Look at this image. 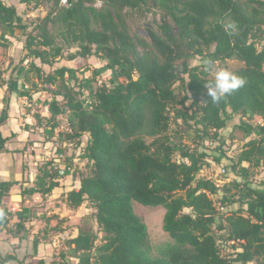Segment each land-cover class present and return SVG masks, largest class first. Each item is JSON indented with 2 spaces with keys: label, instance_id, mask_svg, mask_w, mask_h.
<instances>
[{
  "label": "trees",
  "instance_id": "16d2710c",
  "mask_svg": "<svg viewBox=\"0 0 264 264\" xmlns=\"http://www.w3.org/2000/svg\"><path fill=\"white\" fill-rule=\"evenodd\" d=\"M32 1L40 0L19 3ZM96 1L67 0L64 5L45 0L47 11L26 22L15 5L0 0V47L11 37L24 38L23 57L6 80L8 91L30 97L32 70L44 84L58 82L45 102L47 115L33 113L36 122H43L51 141L56 115L68 111L75 144L86 136L81 154L85 174L71 147L60 149L65 173L71 166L80 182L66 193V203L76 209L88 202L103 235L97 243L96 233L79 230L66 242L67 255L76 257V264H264V178L253 184L249 168L242 165L264 163V123L251 122L254 116L264 120V0H100V6ZM148 8L163 13L157 29L148 27V37L130 34L123 12ZM73 44L65 56L64 46ZM77 56H95L100 65L86 76L87 68L61 65L45 71L35 63L51 66ZM195 57L200 64L191 65ZM231 59L242 62L233 72L246 84L214 103L204 87L212 81L209 71ZM98 76L106 78L93 88ZM6 102L0 114V152L8 138L1 128L8 117ZM236 114L234 129L257 137L248 139L230 163L236 177L220 186L198 177L210 164L201 147L219 140V131ZM177 120L195 132L193 147L171 141L167 132ZM221 148L215 147L220 153L211 155V162H221ZM57 178L48 162L42 163L34 187L21 193L44 195L58 185ZM11 186L0 181V228L11 218L2 204ZM133 202L163 206L162 229L170 241L150 243ZM15 224L22 228V221ZM218 240L222 245L232 241L234 253L221 255ZM14 258L0 253V264ZM50 264L70 263L62 252Z\"/></svg>",
  "mask_w": 264,
  "mask_h": 264
},
{
  "label": "crops",
  "instance_id": "0c3cea01",
  "mask_svg": "<svg viewBox=\"0 0 264 264\" xmlns=\"http://www.w3.org/2000/svg\"><path fill=\"white\" fill-rule=\"evenodd\" d=\"M23 42V37L14 36L3 47L2 53L6 52L8 65L11 64L14 55L21 54V58L23 57ZM2 53L0 64L4 61ZM62 65L71 67L66 59ZM2 76L4 72L0 76V114L7 100L8 117L1 128L8 138L4 144V151L0 152V181H10L12 186L8 196L2 199V204L11 211V218L6 227L0 228V253L15 256L8 264H18L19 261L23 264H40L39 261L50 264L49 256L56 244L54 240L56 237L51 236L48 240L46 235L49 236L51 232L61 228L57 231V236L64 237L67 242L69 238L78 234L80 220L88 209L81 206L71 209L66 203V193L78 189L80 184L71 173L59 177L58 185L44 195L39 192L21 193L24 189L34 187L43 157L47 150L51 149V141L46 139L43 122L38 124L33 115L39 111L36 108L42 105L41 115H47L45 102L50 99L39 101L42 89L31 91L30 97H19L8 91L6 80L9 77L2 80ZM75 159L74 157V162ZM18 221H22L20 229L15 224ZM57 221L59 224L56 226ZM68 257L70 264L77 263L78 260L76 262L72 260L74 256Z\"/></svg>",
  "mask_w": 264,
  "mask_h": 264
},
{
  "label": "rangeland",
  "instance_id": "374dc122",
  "mask_svg": "<svg viewBox=\"0 0 264 264\" xmlns=\"http://www.w3.org/2000/svg\"><path fill=\"white\" fill-rule=\"evenodd\" d=\"M7 4H13L16 5L18 8V11L22 14L23 19L26 22L34 21L38 16H42L48 9V5L45 3V0H40L39 2H31L29 4H20L19 0H3ZM37 7V8H35ZM124 21L125 24L130 32V34H138L140 36L148 37V35L144 32H139L138 29L140 28H148L151 27L153 30H156V25L161 21L162 12L160 10H157L155 8H148L146 10H138V11H128L125 10L124 12ZM149 24V26H147ZM16 34H19L20 31L16 30ZM22 37V36H21ZM24 41V38H23ZM74 44L72 46L66 47L64 46V55L66 56L71 49H74ZM3 46L0 47V55L3 51ZM22 53L24 54V50H22ZM22 54V55H23ZM4 61H1L0 64V76L4 72V78L1 77V79L6 80V77L10 76V73L13 74V72L16 71V65L19 63L21 59V54H18L17 56L14 55L12 58L11 64H7V54L6 52L2 53ZM65 57L58 59L53 65H45L40 64L39 60L36 59L35 63L40 65L45 71H53L55 68L61 66L63 64ZM69 61V64L75 68H87V72L85 73L86 76H90L94 68L98 67L100 65L99 60L95 56H88V57H81L77 56L75 59H66ZM194 64H200L199 57H195L191 61V65ZM242 65V62L237 59H231L226 60L223 62L215 63L208 74V78L212 79L214 78V73L219 68H227L231 71L237 69ZM3 68V69H2ZM80 75V74H79ZM101 76V75H100ZM98 76L97 79L92 81L93 88H96L99 85L100 80L104 81L105 76L100 77ZM29 78L32 80L34 85H31V83H28L27 85L31 87V91H33L36 88L42 89L41 91V99H51L53 97V93L57 91V84L58 82L54 84H44L37 76V73L32 70L29 72ZM178 85V83L176 84ZM180 91L177 90V93ZM86 97H88L87 91H85ZM81 97V96H80ZM87 100V99H86ZM44 103V102H43ZM187 104V103H186ZM43 106V105H42ZM38 107L39 111H36V113L41 114L43 107ZM239 116L232 115V117L227 122V126L219 131L221 138L217 141L211 142V141H204L203 146L201 149H204L209 154L208 159L210 160V164L207 166H204L200 172L198 173V177H205L208 179H212L214 182L219 184L220 186L223 185V183H226L229 181V179H232L235 175L231 172L229 165L231 162L235 161L237 159L238 154L240 153L241 149L244 148V143L253 137H257L256 135H251L249 137L245 136L240 130L234 129V125L238 122ZM252 123L258 124L264 123V120H262L258 116H254L251 120ZM170 136V139L173 143H178L179 141H182L183 143H186L187 145L193 147V136L194 131L193 129L187 128L180 122V120L174 121L171 123L170 128L167 132ZM150 139H148L149 141ZM75 140L71 143L69 147L70 151H73V155L76 158V165L83 167V172H81V175L86 173V163L85 159L81 158L82 149L86 142V136L83 135L81 137V144L76 145ZM219 144H222V150L224 151L225 156L221 159L220 163H213L211 162V155L213 154H219L220 150H215V147ZM71 153V152H70ZM243 166L249 168V175L248 179L253 184H258L263 178H264V163L261 161L258 164H248L247 162L242 163ZM224 170V172H222ZM236 177V176H235ZM178 195H183V193L179 192ZM216 199V198H215ZM81 207L88 209V212L82 216L80 220V226L79 230L84 231H91L98 235L97 243L101 241L102 232L100 231L94 217H93V211L94 209L90 207V204L88 202H84ZM233 207H237V205H233ZM133 209L134 212L139 216V218L146 224L149 240L150 243L153 246H157L159 244H162L164 242L170 241V238L168 234L162 229V217L164 214V208L161 205L157 206H150V205H143L138 202H133ZM61 228H57L55 231L51 232L50 235H46L48 237V240L51 236H55L54 239L56 244H54L53 251L50 253V262L49 263H56L61 258V253L63 252V256L66 260L70 262V259L68 257V246L66 244V239L64 237L57 236L58 230ZM218 235H222L221 231L216 232ZM77 236V235H76ZM74 238V237H73ZM65 239V240H64ZM68 239V238H67ZM70 239V238H69ZM68 239V241H69ZM59 240V241H58ZM69 243V242H68ZM218 243L220 245V253L221 255H228L231 253H234V249L232 248L231 244L232 242H229L228 244H223V240H218ZM56 245V246H55ZM73 261H77L76 258L73 257Z\"/></svg>",
  "mask_w": 264,
  "mask_h": 264
},
{
  "label": "built area",
  "instance_id": "2783aa9c",
  "mask_svg": "<svg viewBox=\"0 0 264 264\" xmlns=\"http://www.w3.org/2000/svg\"><path fill=\"white\" fill-rule=\"evenodd\" d=\"M66 3L67 0H60V4L65 5ZM101 4L100 0L95 2L96 6H100ZM72 134L73 128L69 120L68 111L58 113L56 115L54 136L51 140V149L47 150L45 157H43V163L48 162V168L54 169L57 172L58 178L66 174L64 164H62L65 155L60 149L69 147L72 141L78 140L77 138H73ZM67 170L69 171L68 173H72L73 168L69 166Z\"/></svg>",
  "mask_w": 264,
  "mask_h": 264
},
{
  "label": "clouds",
  "instance_id": "9594fccd",
  "mask_svg": "<svg viewBox=\"0 0 264 264\" xmlns=\"http://www.w3.org/2000/svg\"><path fill=\"white\" fill-rule=\"evenodd\" d=\"M245 84L246 80L243 76L227 68H219L215 71L213 80L205 84L204 87L207 89L210 100L218 103L243 88Z\"/></svg>",
  "mask_w": 264,
  "mask_h": 264
},
{
  "label": "flooded vegetation",
  "instance_id": "af4514ba",
  "mask_svg": "<svg viewBox=\"0 0 264 264\" xmlns=\"http://www.w3.org/2000/svg\"><path fill=\"white\" fill-rule=\"evenodd\" d=\"M149 28H151V27H149ZM138 31L143 32V33L145 32L147 35H149L148 29H146V28H140V29H138Z\"/></svg>",
  "mask_w": 264,
  "mask_h": 264
},
{
  "label": "water",
  "instance_id": "95a60500",
  "mask_svg": "<svg viewBox=\"0 0 264 264\" xmlns=\"http://www.w3.org/2000/svg\"><path fill=\"white\" fill-rule=\"evenodd\" d=\"M152 3H154V2H152ZM147 26H149V24Z\"/></svg>",
  "mask_w": 264,
  "mask_h": 264
}]
</instances>
